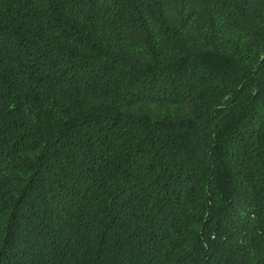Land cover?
I'll use <instances>...</instances> for the list:
<instances>
[{
  "label": "trees",
  "instance_id": "trees-1",
  "mask_svg": "<svg viewBox=\"0 0 264 264\" xmlns=\"http://www.w3.org/2000/svg\"><path fill=\"white\" fill-rule=\"evenodd\" d=\"M0 264H264V0H0Z\"/></svg>",
  "mask_w": 264,
  "mask_h": 264
}]
</instances>
